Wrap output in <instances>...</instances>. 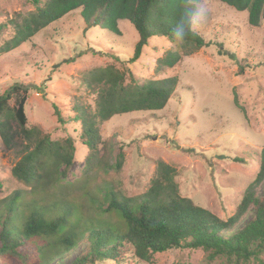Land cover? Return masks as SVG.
<instances>
[{
  "label": "rangeland",
  "instance_id": "rangeland-1",
  "mask_svg": "<svg viewBox=\"0 0 264 264\" xmlns=\"http://www.w3.org/2000/svg\"><path fill=\"white\" fill-rule=\"evenodd\" d=\"M193 2L209 9L207 20L197 29L193 26L208 44L183 56L173 68L155 70L157 60L176 48L167 37H152L142 56L133 62L139 35L131 22L119 21L121 34L100 28L87 30L81 9L0 55V95L15 83L29 89L26 127L38 126L52 140L71 138L74 142L72 166L56 191L74 193L81 201L78 188L87 183L102 207L108 202L102 199L98 187L113 186L121 197L137 199L149 189L157 162L164 161L176 168L175 180L182 196L223 220L235 213L259 172L264 147V21L260 26H251L247 11H238L220 0ZM34 10L30 0H0V24L16 13ZM11 27L8 24L0 31V45L11 37ZM110 64L126 71L127 76L132 73L140 83L174 75L179 83L161 110L133 111L100 122L94 114L97 94L85 78L91 69ZM54 104L66 119L65 124L58 122ZM9 105H14V99ZM76 108L95 120L105 142L88 167L90 150L81 141L83 126L74 120ZM14 127L21 129L16 122ZM26 143L20 134L17 145L9 149L0 137V218L5 211L2 207L16 191L23 193L26 201L38 198L31 185L12 174ZM120 151L124 162L117 169ZM257 195L264 196V181ZM87 206L84 216L93 219L98 215L97 207L89 201ZM254 214L251 206L233 230L249 222ZM87 234L49 264H77L87 257ZM23 254L26 258L35 255L31 247H26ZM124 254L120 261L98 259L95 264H245L226 255L210 258V252L203 248H172L154 254L149 262L135 260L128 245ZM259 257L249 264L264 262V253ZM9 260L11 264H22L14 258ZM4 263L0 257V264Z\"/></svg>",
  "mask_w": 264,
  "mask_h": 264
},
{
  "label": "trees",
  "instance_id": "trees-1",
  "mask_svg": "<svg viewBox=\"0 0 264 264\" xmlns=\"http://www.w3.org/2000/svg\"><path fill=\"white\" fill-rule=\"evenodd\" d=\"M30 1L35 6L34 11L16 13L7 23L0 24V31L8 24L13 30L11 37L0 45V55L18 48L76 9H81L87 30L100 28L121 34L119 21H130L139 35L131 59L133 62L142 56L152 37H167L176 48L169 49L157 60L156 71L173 68L183 56L208 44L193 28L185 40L176 43L173 39L176 25L195 6L193 0ZM220 1L238 11H247L251 26H260L264 21V0ZM185 19L187 21V17ZM85 79L97 94L94 114L100 122L133 111L161 110L179 83L177 75L140 83L132 73L127 76L126 71L112 64L91 69ZM28 94L25 85L15 83L0 95V137L5 147L14 148L20 134L28 141L12 174L38 192L37 200L26 201L23 193L16 191L2 207L5 211L0 218V257L4 258V264H11V258L22 264H49L72 249L86 233L90 251L77 264H95L98 259L120 261L127 245L138 262H149L154 254L172 248H203L210 252V258L226 255L245 264H249L252 258L259 260L260 254L264 253V196L257 195V189L264 181V147L256 178L248 185L235 213L227 220L182 196L175 180L176 168L164 161L157 162L149 189L137 199L121 197L113 186L98 187V193L108 202L102 207L87 183L78 188L81 189V201L74 193L58 192L74 160V142L71 138L52 140L38 126L26 127ZM13 99L14 105L10 107ZM53 108L58 122L65 124L67 121L58 106L54 104ZM76 110L74 120L81 121L83 126L81 141L90 150L86 160L88 167L96 160L104 148L100 146L105 142L95 120L84 112L80 113L79 108ZM15 122L20 130L14 127ZM117 157L115 167L120 169L124 153L120 151ZM50 188L54 191H49ZM88 201L97 207L98 215L93 219L84 216ZM251 206L255 208L254 217L233 230ZM26 247H31L35 255L26 258L23 254ZM260 264L264 262L260 261Z\"/></svg>",
  "mask_w": 264,
  "mask_h": 264
},
{
  "label": "clouds",
  "instance_id": "clouds-1",
  "mask_svg": "<svg viewBox=\"0 0 264 264\" xmlns=\"http://www.w3.org/2000/svg\"><path fill=\"white\" fill-rule=\"evenodd\" d=\"M208 13L209 9L206 6L195 4L189 12L184 14L180 22L176 25L172 34L175 42L185 40L188 33L192 31L193 26L197 29L207 20ZM185 17H187V21Z\"/></svg>",
  "mask_w": 264,
  "mask_h": 264
}]
</instances>
